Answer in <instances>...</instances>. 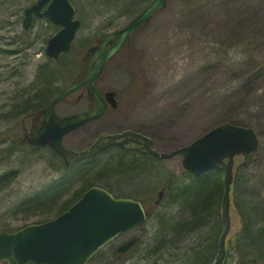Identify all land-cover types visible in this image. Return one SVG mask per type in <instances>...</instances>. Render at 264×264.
Wrapping results in <instances>:
<instances>
[{
  "label": "rangeland",
  "instance_id": "374dc122",
  "mask_svg": "<svg viewBox=\"0 0 264 264\" xmlns=\"http://www.w3.org/2000/svg\"><path fill=\"white\" fill-rule=\"evenodd\" d=\"M36 1L0 0V176L10 173L0 186V230L48 220L94 184L141 201L147 218L106 244L88 264H194L191 255L205 250L206 226L213 220L199 232L172 235L162 224L182 221L183 208L172 202L169 188L154 203L169 179L173 187L189 184L181 152L158 159L108 145L66 168L52 148L30 145L24 138V126L37 112L33 100L44 93L39 77L50 78L45 91L48 99L55 96L85 60V49L124 27L151 0H68L81 24L69 51L57 59L49 58L45 47L60 25L36 15L28 28L22 25L25 8ZM97 85L115 92L117 107L108 106L101 117L66 134L64 147L82 150L101 134L133 130L149 137L157 151L169 153L219 124L249 126L260 144L234 159L236 202L254 214L264 213V0H168L105 64ZM88 108L86 90L80 88L55 111L63 115ZM130 158L137 166L119 174L116 162L127 164ZM79 163L81 170L74 168ZM60 178L63 183L52 187ZM235 212L227 241L234 234L242 238ZM129 237L137 239L134 246L117 254L116 247ZM238 244L222 264H252L247 260L254 246ZM253 263L264 264V258Z\"/></svg>",
  "mask_w": 264,
  "mask_h": 264
},
{
  "label": "water",
  "instance_id": "95a60500",
  "mask_svg": "<svg viewBox=\"0 0 264 264\" xmlns=\"http://www.w3.org/2000/svg\"><path fill=\"white\" fill-rule=\"evenodd\" d=\"M168 0H152L139 14L124 27L110 32L99 44L90 46L87 54L94 58V63L84 77L73 79L69 85L52 99L42 111L48 118H43L40 128L29 142L34 145H48L61 155L64 165L70 167L75 162L97 154L104 147L112 144L124 145L128 138L144 142L148 153L158 159L170 158L182 153V165L197 177L207 171L220 169L223 172L224 193L221 203L223 222L217 252L211 264H222L225 257L226 236L230 230L229 191L233 180L235 155L254 152L259 146V137L252 127L232 123L219 124L194 139L179 150L169 153L159 152L152 146V140L140 133L125 131L121 134H107L98 137L87 149L76 151L63 146L65 134L79 128L85 123L103 115L106 101L115 106L114 91L102 94L96 82L105 63L129 40L130 35L142 24H148L152 15L162 10ZM47 3L42 10L43 5ZM45 16L60 25L59 30L48 40L45 54L57 58L66 53L80 27V20L74 18V8L68 0H37L24 11L23 27L28 28L33 15ZM110 45L103 50L104 45ZM85 87L90 99L95 104L89 110L58 116L55 106L77 89ZM126 137L123 141L116 138ZM164 188L157 192L154 201L158 203ZM146 219V212L140 201L129 197H115L106 188L92 185L74 201L66 210L55 217L27 224L15 231L0 230V262L7 264H86L87 261L107 242L120 232L127 231ZM132 237L120 244L116 251L123 253L136 243Z\"/></svg>",
  "mask_w": 264,
  "mask_h": 264
},
{
  "label": "trees",
  "instance_id": "16d2710c",
  "mask_svg": "<svg viewBox=\"0 0 264 264\" xmlns=\"http://www.w3.org/2000/svg\"><path fill=\"white\" fill-rule=\"evenodd\" d=\"M57 65L60 68L62 67V64L60 62H57ZM42 73H44V71H42ZM46 73L50 77L55 75L53 70H46ZM39 78H42L41 80L44 85V93L33 100L34 103L32 104V106L34 105L33 110L35 111L40 110L39 108H44L51 101V99H53L60 93L59 91L55 96L48 99L49 97L46 93L47 91L45 90H47L49 87L50 82L48 80L50 78L48 79L47 76L44 77V74H42ZM32 99H30V101H28L29 99L26 100V104L30 103ZM131 155L133 154H130V157ZM134 166H137V162H134V158H130L127 164L118 161L114 165L115 170H117L119 174L125 173L128 169L134 168ZM74 168H78L79 170H81L83 167L81 163H79ZM189 176L191 177L188 180L189 184H185L182 187H173L174 185L172 179L168 180L167 185H169V191H172L171 200L172 202L179 204L183 208L184 216L182 221H177L175 223H173V219L167 220L162 224V226L164 227V229L162 230L170 231V234L172 235H174L173 231L181 234L184 233L185 235L193 230V232H199L201 226L206 222L208 224V221L211 218L213 220V224L210 227L206 226L210 232V235H208V237H205V250H194L193 254L191 255L195 260L194 264H196L198 261H201L202 264H207L209 257H211L215 251L217 252V244L223 228L221 203L224 193V184L222 173L221 171L216 172L212 170L204 173L199 177H193L191 174ZM9 177L10 173H6L0 176V186L3 183L7 182ZM62 183L63 179L60 178L52 187L60 186ZM91 185L93 184H87L86 188ZM109 191L112 192L110 189ZM82 192H80L79 194L77 193V195H74L71 199H69L64 207L60 210V212L66 209L72 202H74ZM231 193L232 208L234 211H236L235 214L239 218L238 223L242 226L241 241L242 243H250L249 245L254 246V250L249 256V260H247V262L255 264L253 263L254 259H257L258 257L264 258V213L260 212L254 214L250 210H246L245 208H242L239 204H237L235 184H233ZM241 241H238L235 234L232 235L228 239L226 244V255L229 254L233 247H238V242L240 243ZM205 258H207V260H205ZM0 264L6 263L1 262Z\"/></svg>",
  "mask_w": 264,
  "mask_h": 264
},
{
  "label": "flooded vegetation",
  "instance_id": "af4514ba",
  "mask_svg": "<svg viewBox=\"0 0 264 264\" xmlns=\"http://www.w3.org/2000/svg\"><path fill=\"white\" fill-rule=\"evenodd\" d=\"M107 35H105L103 38H101L98 42H96L95 44H99L105 37H106ZM127 45V44H126ZM108 46H110V45H104V47H103V50H105ZM85 53V52H84ZM94 58V55L92 54H85L84 55V61L80 64V71H79V73H76L75 74V76H76V80H78V79H80V78H82L86 73H87V71L88 70H90L92 67H93V65H94V63H91V64H89V62L92 60ZM122 63V62H121ZM120 64V63H119ZM74 76V77H75ZM74 77H73V79H74ZM102 92H105V91H103L102 90ZM117 103H118V101H117ZM94 104H95V101L93 100V99H89V108L88 109H90V108H92L93 106H94ZM48 105V104H47ZM46 105V106H47ZM117 105V104H116ZM46 106L44 107V108H46ZM108 106H111V104L110 103H107L106 104V110H107V108H108ZM117 106H115L114 108H116ZM44 108H42V109H40V110H38L33 116H32V118H31V121H30V123H29V125H28V127H26V126H24V138H25V141L28 143V144H30V142H29V140L37 133V131L39 130V128H40V125H41V122H42V120H43V118L45 117V118H48L49 117V114H46V115H44L43 113H42V111H43V109ZM87 110V109H86ZM81 111H84V110H81ZM55 113H56V111H55ZM64 115H68V114H63V115H59V116H64ZM123 131V130H122ZM121 132V131H120ZM31 145V144H30ZM87 148V147H86ZM122 148H126V149H129V150H131V151H136V152H138L139 154H143V155H146V154H148V153H144V151L146 150V147L143 145V143L142 142H135V141H130V142H128L125 146H123ZM85 149V148H84ZM63 160V159H62ZM123 234V233H122Z\"/></svg>",
  "mask_w": 264,
  "mask_h": 264
},
{
  "label": "bare ground",
  "instance_id": "6f19581e",
  "mask_svg": "<svg viewBox=\"0 0 264 264\" xmlns=\"http://www.w3.org/2000/svg\"><path fill=\"white\" fill-rule=\"evenodd\" d=\"M103 247L100 248V250L102 249Z\"/></svg>",
  "mask_w": 264,
  "mask_h": 264
}]
</instances>
